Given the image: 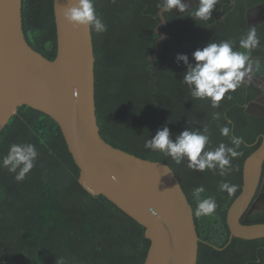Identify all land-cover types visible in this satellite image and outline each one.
I'll list each match as a JSON object with an SVG mask.
<instances>
[{"label":"trees","instance_id":"trees-1","mask_svg":"<svg viewBox=\"0 0 264 264\" xmlns=\"http://www.w3.org/2000/svg\"><path fill=\"white\" fill-rule=\"evenodd\" d=\"M159 3L95 0L97 12L108 26L101 34L92 29L100 133L115 147L169 164L193 211L195 187L204 186L201 198L216 199L215 213L194 215L200 236L197 264H264V238L231 239L227 223L228 208L242 190L244 161L260 144V119L245 112L259 89L243 82L234 92L226 93L219 108H212L210 99L191 97L188 86L182 83L187 66L176 59L177 54H187L192 61L197 48L226 39L235 40L237 49L236 32L246 35L245 25L239 21L238 29L218 36L204 21L191 27L182 19L177 29V16L165 12L172 28L164 29L167 38L158 42L157 49ZM22 15L28 43L54 59L57 34L53 0H23ZM259 39L264 43V32ZM155 52V61H150L149 55ZM259 53L260 45L251 56ZM165 124L173 138L188 127L194 131L207 127L212 148L221 142L231 146L229 138L220 134V127L229 124L233 135L244 138L239 149L242 155L232 160L234 170L224 177L210 170L190 169L187 160L176 164L162 152L144 147ZM13 143L34 144L39 156L36 166L20 182L15 174L0 168V264H144L150 247L146 228L107 197L93 195L80 184V168L51 116L28 105L19 107L0 133V158ZM221 181L238 185L237 192H221Z\"/></svg>","mask_w":264,"mask_h":264},{"label":"water","instance_id":"water-1","mask_svg":"<svg viewBox=\"0 0 264 264\" xmlns=\"http://www.w3.org/2000/svg\"><path fill=\"white\" fill-rule=\"evenodd\" d=\"M77 2L53 0L57 54L51 60L25 37L23 0H0V133L23 105L51 116L80 168V184L93 195H104L146 228L150 247L144 264H197L200 236L175 171L165 162L113 146L100 133L92 28L75 27L63 15L64 7ZM185 2L192 7L198 0ZM252 10L260 13L264 5L249 13ZM159 15L162 22L157 33L164 40L161 28L167 20L163 10ZM155 55H150L151 61ZM251 58L264 63V56ZM250 82L264 91V72L246 77L244 83ZM245 112L264 119V94L251 100ZM263 166L264 141L245 159L242 190L228 208L231 239L264 237V222H241L260 184Z\"/></svg>","mask_w":264,"mask_h":264},{"label":"clouds","instance_id":"clouds-1","mask_svg":"<svg viewBox=\"0 0 264 264\" xmlns=\"http://www.w3.org/2000/svg\"><path fill=\"white\" fill-rule=\"evenodd\" d=\"M218 3L219 0H198L195 7H190L185 0H160L157 7L163 10V14L177 9L182 15L190 12L188 16L196 21H209ZM63 15L75 27L88 26L97 34L108 30L107 24L97 12L95 0H78L76 4L64 7ZM259 45L260 39L255 28H250L239 40V48L243 51L236 50L235 40L226 39L219 43L208 42L203 48H197L192 53V61L187 54H177V62L183 61L187 66L182 83L188 86L193 99H210L211 107L219 108L226 93L234 92L246 77L251 78L252 74L264 72V63L260 59L251 58L252 50ZM227 99H232V96L229 94ZM214 117L219 119V114L214 113ZM220 134L229 138L231 146L221 142L216 148L210 147L207 127L203 131H194L188 127L173 138L170 128L165 124L144 142V147L162 152L176 164L187 160L190 169L201 172L210 170L224 177L234 170L232 160L242 155L239 149L244 145V138L233 135L229 124L220 127ZM38 156L39 152L34 144L13 143L7 155L0 158V168L15 174L16 181L20 182L36 166ZM112 179L116 180L117 177L113 176ZM238 187L227 181L219 184V190L226 191L229 195L235 194ZM204 192L203 185L192 189V196L196 201V217L212 215L218 207L214 197L201 198Z\"/></svg>","mask_w":264,"mask_h":264},{"label":"flooded vegetation","instance_id":"flooded-vegetation-1","mask_svg":"<svg viewBox=\"0 0 264 264\" xmlns=\"http://www.w3.org/2000/svg\"><path fill=\"white\" fill-rule=\"evenodd\" d=\"M157 2L158 0H147V3L149 5L152 4V6L157 4ZM259 5H264V0H219V3L217 4L216 8L213 10L212 18L209 21H204V23H206L205 26H207V29L212 30L213 31L212 33L217 34L218 36H221V35L230 33L232 30L238 29L239 28L238 23L240 21L241 23L245 25L244 29H246L247 32L249 31L251 27H254L256 30L257 36L261 37L264 32V10L257 14L254 10H252V12L249 13L251 9ZM195 6L196 5L192 7H195ZM159 11L160 9L158 10V15H159ZM172 13L173 15L177 16V29L180 28V26H182L183 24V22H181L182 19L188 20V22L186 23H189L191 27L192 26L194 27L196 25V20L188 16L190 12H186L184 15L180 13L176 14L174 11ZM249 15H251L252 17L251 22L249 21ZM161 22H162V19L160 17V21L155 26V33L159 36L154 42L155 47H156L157 41L158 42L163 41V40H159L162 37V34L157 33V27L159 26ZM166 27L172 28V26L169 25L168 20H167L166 25H164L161 28L162 31L165 32L164 29ZM165 34L167 38V33L165 32ZM236 35L238 37V40H240V38L245 34H244V31L243 32L237 31ZM263 45H264L263 42L260 43L261 53L255 56H251V57L264 56V49L262 50ZM236 50L243 51V49H240L239 47ZM155 53L157 55L158 52H155ZM155 56H154V60L152 61H155ZM149 60H150V55H149ZM245 84H248V85L253 84L259 89V94L255 98L264 94V91L261 88H259L257 85H255L254 83L250 82V83H245ZM257 118L260 119V121H258V128H257L258 129L257 141H260V144H261L264 141V119L260 117H257ZM241 222L243 223L264 222V166H263V171H262V175L260 179V184L253 197V200L250 203V206L248 207L246 212L241 217ZM230 238H231V233H230ZM261 246L264 249V244Z\"/></svg>","mask_w":264,"mask_h":264}]
</instances>
